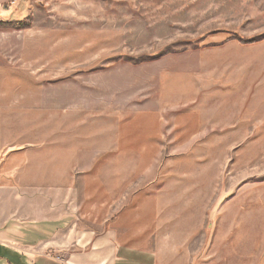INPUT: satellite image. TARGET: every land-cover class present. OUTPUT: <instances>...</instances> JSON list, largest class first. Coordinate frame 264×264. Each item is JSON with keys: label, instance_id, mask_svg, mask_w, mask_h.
I'll use <instances>...</instances> for the list:
<instances>
[{"label": "rangeland", "instance_id": "374dc122", "mask_svg": "<svg viewBox=\"0 0 264 264\" xmlns=\"http://www.w3.org/2000/svg\"><path fill=\"white\" fill-rule=\"evenodd\" d=\"M262 35L264 0H0V215L69 190L160 264H264Z\"/></svg>", "mask_w": 264, "mask_h": 264}, {"label": "crops", "instance_id": "0c3cea01", "mask_svg": "<svg viewBox=\"0 0 264 264\" xmlns=\"http://www.w3.org/2000/svg\"><path fill=\"white\" fill-rule=\"evenodd\" d=\"M18 188L13 187L10 201L1 206L0 235L6 242L34 249L39 259L47 258L43 254L50 252L52 264H160L155 254L126 246L118 239L117 229L89 228L93 225L83 218L75 192L63 190L54 199L49 196L41 208L37 200L22 197L34 192L28 195L27 188H19L20 192ZM4 247L0 246V252L12 256L8 250L12 246Z\"/></svg>", "mask_w": 264, "mask_h": 264}, {"label": "trees", "instance_id": "16d2710c", "mask_svg": "<svg viewBox=\"0 0 264 264\" xmlns=\"http://www.w3.org/2000/svg\"><path fill=\"white\" fill-rule=\"evenodd\" d=\"M231 39H237V38L234 37V38H231ZM231 39H228L227 41H229V40H231ZM260 40H264V35L259 36V37L254 38V39H249V40H248V39H243V38H242V39H239V41L242 42V43H255V42H258V41H260ZM194 49H198V47H194ZM172 53H175V52H171V51H169V52H166V53L160 55L159 57H156V58H148V59L143 60V61H141V62L154 61V60H156V59H158V58H162V57H164V56H166V55H168V54H172Z\"/></svg>", "mask_w": 264, "mask_h": 264}]
</instances>
